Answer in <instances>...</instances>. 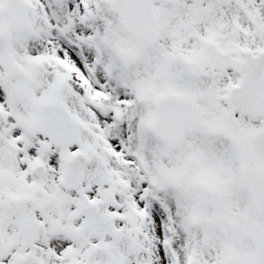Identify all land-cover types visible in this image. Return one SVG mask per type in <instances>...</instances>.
I'll return each mask as SVG.
<instances>
[{
    "label": "snow or ice",
    "instance_id": "1",
    "mask_svg": "<svg viewBox=\"0 0 264 264\" xmlns=\"http://www.w3.org/2000/svg\"><path fill=\"white\" fill-rule=\"evenodd\" d=\"M0 264H264V0H0Z\"/></svg>",
    "mask_w": 264,
    "mask_h": 264
}]
</instances>
